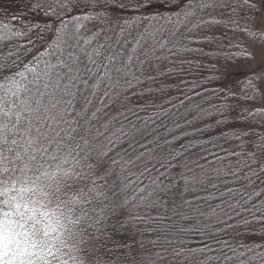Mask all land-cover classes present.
<instances>
[{
    "label": "snow or ice",
    "instance_id": "1",
    "mask_svg": "<svg viewBox=\"0 0 264 264\" xmlns=\"http://www.w3.org/2000/svg\"><path fill=\"white\" fill-rule=\"evenodd\" d=\"M10 2L0 124L86 165L94 264H264V0Z\"/></svg>",
    "mask_w": 264,
    "mask_h": 264
},
{
    "label": "clouds",
    "instance_id": "2",
    "mask_svg": "<svg viewBox=\"0 0 264 264\" xmlns=\"http://www.w3.org/2000/svg\"><path fill=\"white\" fill-rule=\"evenodd\" d=\"M0 181V264H75L71 248L62 246L67 243L63 210L44 194L40 181L9 176L3 162Z\"/></svg>",
    "mask_w": 264,
    "mask_h": 264
},
{
    "label": "trees",
    "instance_id": "3",
    "mask_svg": "<svg viewBox=\"0 0 264 264\" xmlns=\"http://www.w3.org/2000/svg\"><path fill=\"white\" fill-rule=\"evenodd\" d=\"M0 3H4L8 9V12L0 10V15L3 16V22L13 24L8 19L11 12L15 10V4L10 0H0ZM38 19V17H37ZM32 20L31 16H28L25 20H20L14 23V27L20 28L21 25L27 24ZM237 47L232 48V53L239 57L242 50L247 55L248 47L250 43L247 37H237ZM195 46V45H194ZM209 89L212 86H207ZM206 120L211 121L212 117H205ZM13 128V122L10 119H5L0 124V162L5 165V172L11 176L14 173H20L24 176H31L33 179H38L42 184L43 192L45 195H49L51 200H54L57 205L63 210L64 222L67 226V232L62 246L65 248H71L74 254L75 264H94L92 257L89 253L92 251L89 241V237L85 234L83 229V212L82 206L86 193L83 188L73 190L70 185H77L84 179L83 172L86 169L83 161L75 163V157L71 154V150L58 152L57 149L51 148L48 156L45 168L38 167L37 163L28 158V156L22 152L16 144V141L11 136ZM65 160L70 161L65 163ZM47 172L48 174H42ZM52 173H55L53 175ZM79 176L81 179L77 180ZM8 177H5L7 180ZM4 181H0L3 183ZM260 190L259 188L257 189ZM202 192H197L195 195H203ZM189 199L192 198V194H189ZM261 200H264V195H261ZM87 207V205H85ZM258 230L256 236L246 237L248 240H258L264 242V228L259 224L253 225ZM119 239V237H117ZM192 246L195 247V242L190 241ZM210 253L209 255H213ZM140 258L133 257L129 253L128 264H139Z\"/></svg>",
    "mask_w": 264,
    "mask_h": 264
},
{
    "label": "rangeland",
    "instance_id": "4",
    "mask_svg": "<svg viewBox=\"0 0 264 264\" xmlns=\"http://www.w3.org/2000/svg\"><path fill=\"white\" fill-rule=\"evenodd\" d=\"M247 47H248V52H252L254 50V46L251 44V43H248L247 44ZM258 50V49H257ZM261 103H264V101H262Z\"/></svg>",
    "mask_w": 264,
    "mask_h": 264
}]
</instances>
